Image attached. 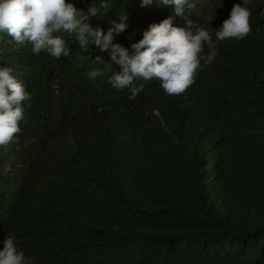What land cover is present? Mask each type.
Listing matches in <instances>:
<instances>
[{
    "label": "trees",
    "instance_id": "obj_1",
    "mask_svg": "<svg viewBox=\"0 0 264 264\" xmlns=\"http://www.w3.org/2000/svg\"><path fill=\"white\" fill-rule=\"evenodd\" d=\"M71 2L96 6L89 23L105 32L125 12L113 43L129 50L168 16L186 27L157 0ZM191 2L185 15L217 54L180 95L139 78L130 98L108 83L120 70L110 52L66 32L54 33L71 50L59 59L0 34V67L31 97L0 146V250L14 234L32 264H264V0H249L250 34L223 41L215 32L243 0Z\"/></svg>",
    "mask_w": 264,
    "mask_h": 264
},
{
    "label": "clouds",
    "instance_id": "obj_2",
    "mask_svg": "<svg viewBox=\"0 0 264 264\" xmlns=\"http://www.w3.org/2000/svg\"><path fill=\"white\" fill-rule=\"evenodd\" d=\"M153 0H141V6H148ZM170 6L175 17L184 18L186 27L175 26L174 16H168L159 23H152L143 32L131 49L113 43V35L126 30L128 16L125 12L113 20L107 32L89 23L90 17L98 16V8L89 4L87 9L79 8L71 0H0V34L12 37L17 45L25 42L31 45L33 54L42 50L57 59L68 56L70 48L59 35L61 31L74 35L79 47L88 50L94 43L101 51H109L111 61L119 71L108 78V83L117 90L131 88L135 98L143 85L133 86L136 79L159 80L160 87L169 95L183 94L194 83L197 71L210 64L217 54L212 34L200 25L187 19L185 10L196 7L191 0H157ZM249 0L234 4L229 16L215 32L216 40L243 39L252 31ZM101 0L100 7H107ZM214 18V17H213ZM208 52L204 55V47ZM97 62H104L99 56ZM10 67H0V146L7 148L21 131L20 122L25 119L22 102L30 99L23 82L12 75ZM99 70L87 73L89 79L102 76ZM0 264H32L18 248L14 234L8 235L0 250Z\"/></svg>",
    "mask_w": 264,
    "mask_h": 264
}]
</instances>
